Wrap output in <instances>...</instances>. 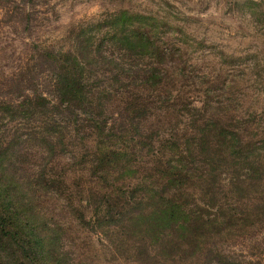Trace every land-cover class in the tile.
Segmentation results:
<instances>
[{
  "label": "rangeland",
  "instance_id": "1",
  "mask_svg": "<svg viewBox=\"0 0 264 264\" xmlns=\"http://www.w3.org/2000/svg\"><path fill=\"white\" fill-rule=\"evenodd\" d=\"M121 12L156 24L151 36L162 56L140 58L138 65L160 69L173 97L197 107L227 103L229 121L264 137V0H0V101L11 100V78L33 64L35 53L73 52L82 30ZM106 33L92 29L93 51ZM106 44L104 55L111 51ZM85 123L69 128L66 149L48 162L61 174L57 183L29 195L43 218L61 229L63 264H264L261 187L225 177L217 201L199 202L141 175L118 181L117 169L106 172V187L84 163L92 147L82 140ZM155 124L151 119L146 126ZM14 130L3 117L0 141ZM41 155L27 150L16 164L17 179L29 191ZM2 166L11 173V151L0 157Z\"/></svg>",
  "mask_w": 264,
  "mask_h": 264
},
{
  "label": "trees",
  "instance_id": "2",
  "mask_svg": "<svg viewBox=\"0 0 264 264\" xmlns=\"http://www.w3.org/2000/svg\"><path fill=\"white\" fill-rule=\"evenodd\" d=\"M149 20L111 15L88 33L82 30L73 52H37L33 64L11 78V100L0 101V121L7 116L17 129L0 141V157L11 151V173L0 167V264H63L61 229L43 218L29 195L57 183L61 174L48 162L58 148L66 149V133L79 121L86 122L82 140L92 145L84 163L106 187V172L117 169L118 181L141 175L191 201H217L225 177L264 190V137L229 121L227 103L208 100L197 107L173 97L160 69L139 66L140 58L162 56L151 36L156 24ZM93 28H107L102 38L111 48L108 55L101 50L104 40L93 51ZM151 119L157 124L147 127ZM31 149L41 152L43 163L30 193L17 179L16 164ZM173 207L183 210L182 204Z\"/></svg>",
  "mask_w": 264,
  "mask_h": 264
}]
</instances>
